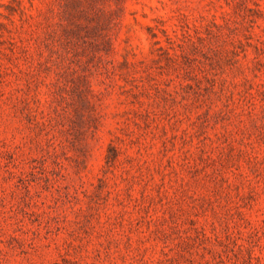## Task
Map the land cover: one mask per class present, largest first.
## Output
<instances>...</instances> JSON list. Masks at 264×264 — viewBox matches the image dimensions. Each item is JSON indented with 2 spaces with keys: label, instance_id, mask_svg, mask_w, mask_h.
<instances>
[{
  "label": "rangeland",
  "instance_id": "374dc122",
  "mask_svg": "<svg viewBox=\"0 0 264 264\" xmlns=\"http://www.w3.org/2000/svg\"><path fill=\"white\" fill-rule=\"evenodd\" d=\"M0 264H264V0H0Z\"/></svg>",
  "mask_w": 264,
  "mask_h": 264
}]
</instances>
